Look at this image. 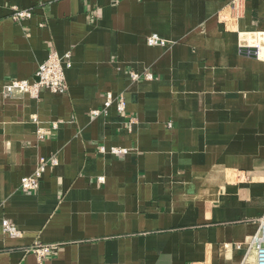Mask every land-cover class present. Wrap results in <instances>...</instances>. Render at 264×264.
I'll use <instances>...</instances> for the list:
<instances>
[{
  "label": "crops",
  "instance_id": "obj_1",
  "mask_svg": "<svg viewBox=\"0 0 264 264\" xmlns=\"http://www.w3.org/2000/svg\"><path fill=\"white\" fill-rule=\"evenodd\" d=\"M237 1L0 0V264H256L264 55L240 48L264 46V0ZM154 33L169 43L149 45ZM53 51L72 53L65 92L4 94ZM107 92L125 116L115 103L91 115ZM52 156L39 189L21 190ZM36 242L59 247L40 261Z\"/></svg>",
  "mask_w": 264,
  "mask_h": 264
},
{
  "label": "built area",
  "instance_id": "obj_2",
  "mask_svg": "<svg viewBox=\"0 0 264 264\" xmlns=\"http://www.w3.org/2000/svg\"><path fill=\"white\" fill-rule=\"evenodd\" d=\"M241 2L238 0L236 3V7L239 9L241 7ZM32 13L30 10L19 9L14 7V12L12 14V18L14 20L20 21L24 18L31 17ZM148 44L151 46L155 45H167L169 42L158 34H151L147 38ZM256 47L258 48V55H260L261 50L263 49V45L258 42L256 43ZM71 57L72 53L69 51L63 55L59 54L57 51H53L49 54L47 59L39 65V68L36 72L37 78L33 81L29 80H9L4 88L3 92L6 95L12 94H30L33 97H39L41 91L43 89H50L54 92H65L68 88L65 68L71 66ZM130 77L133 81H138L141 79L152 80L154 78V74L149 71L144 72H136L131 70ZM116 104L117 110L120 114H126V100L123 94H119L114 96L111 92H107L106 101L104 104V108L96 109L91 111L92 116H97L102 113H107L108 108L113 104ZM33 120L38 122V118L34 117ZM135 118L129 116L126 120V126L131 127L135 122ZM58 122H54L53 126L57 127ZM171 126V124H169ZM38 135L40 138H44L46 136V131L39 128ZM101 151H105L104 147L100 148ZM129 151L128 148L121 147H112L110 152L116 154H124ZM58 164V159L55 156L51 158L40 157L37 163V167L35 171L29 175L25 176L21 180L20 189L23 191H35L38 190L41 184V178L46 170V168L51 165L55 166ZM99 180H103V178H99ZM3 230L6 234L12 237H17L22 234V231L11 221L8 219H4L2 222ZM59 244H42L40 242H36L35 244L29 246L27 248L28 251L33 252L37 258L42 261L45 258L52 256L56 250L58 249ZM251 247H253L256 251V264H264V219L261 222L260 229L257 234L254 236L253 241L251 243Z\"/></svg>",
  "mask_w": 264,
  "mask_h": 264
},
{
  "label": "water",
  "instance_id": "obj_3",
  "mask_svg": "<svg viewBox=\"0 0 264 264\" xmlns=\"http://www.w3.org/2000/svg\"><path fill=\"white\" fill-rule=\"evenodd\" d=\"M240 52L244 55H249L251 57H257L258 48L256 46H242Z\"/></svg>",
  "mask_w": 264,
  "mask_h": 264
},
{
  "label": "bare ground",
  "instance_id": "obj_4",
  "mask_svg": "<svg viewBox=\"0 0 264 264\" xmlns=\"http://www.w3.org/2000/svg\"><path fill=\"white\" fill-rule=\"evenodd\" d=\"M260 55H264V46H263V49L260 52Z\"/></svg>",
  "mask_w": 264,
  "mask_h": 264
}]
</instances>
